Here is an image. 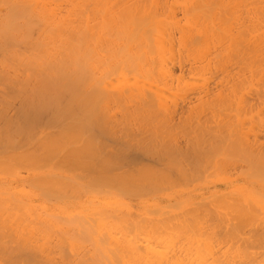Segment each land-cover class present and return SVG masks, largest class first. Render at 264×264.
<instances>
[{
  "label": "bare ground",
  "instance_id": "6f19581e",
  "mask_svg": "<svg viewBox=\"0 0 264 264\" xmlns=\"http://www.w3.org/2000/svg\"><path fill=\"white\" fill-rule=\"evenodd\" d=\"M0 264H264V0H0Z\"/></svg>",
  "mask_w": 264,
  "mask_h": 264
}]
</instances>
